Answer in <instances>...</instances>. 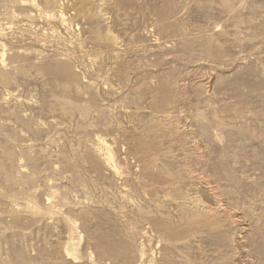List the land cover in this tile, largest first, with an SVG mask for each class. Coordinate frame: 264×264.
Wrapping results in <instances>:
<instances>
[{"label":"rangeland","instance_id":"374dc122","mask_svg":"<svg viewBox=\"0 0 264 264\" xmlns=\"http://www.w3.org/2000/svg\"><path fill=\"white\" fill-rule=\"evenodd\" d=\"M0 58V264H264V0H0Z\"/></svg>","mask_w":264,"mask_h":264},{"label":"bare ground","instance_id":"6f19581e","mask_svg":"<svg viewBox=\"0 0 264 264\" xmlns=\"http://www.w3.org/2000/svg\"><path fill=\"white\" fill-rule=\"evenodd\" d=\"M63 17V16H62ZM5 56V54H2V58ZM1 59V58H0ZM2 61V60H1ZM2 63V62H1Z\"/></svg>","mask_w":264,"mask_h":264}]
</instances>
